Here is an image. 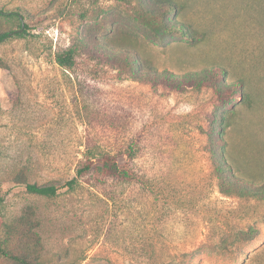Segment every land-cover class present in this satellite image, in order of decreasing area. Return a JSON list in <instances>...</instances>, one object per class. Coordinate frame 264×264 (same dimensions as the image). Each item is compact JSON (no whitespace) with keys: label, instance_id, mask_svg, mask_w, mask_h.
Wrapping results in <instances>:
<instances>
[{"label":"rangeland","instance_id":"obj_1","mask_svg":"<svg viewBox=\"0 0 264 264\" xmlns=\"http://www.w3.org/2000/svg\"><path fill=\"white\" fill-rule=\"evenodd\" d=\"M167 3L168 21L196 37L145 26L137 0H0L23 16L0 17L20 32L0 42V214L37 223L44 264H264V199L223 193L209 152L220 126L231 167L264 178V0ZM118 41L160 71L219 67L252 103L231 118L211 86L135 80L98 47ZM69 48L72 69L56 57ZM87 142L127 177L90 173L51 197L27 190L76 177Z\"/></svg>","mask_w":264,"mask_h":264},{"label":"trees","instance_id":"obj_2","mask_svg":"<svg viewBox=\"0 0 264 264\" xmlns=\"http://www.w3.org/2000/svg\"><path fill=\"white\" fill-rule=\"evenodd\" d=\"M139 5V12L141 14L138 19L145 25L153 28H160L163 26L165 31H176L183 34L186 38L195 36L193 30L186 31L184 23L176 21L177 24L172 25L168 20L177 12H167V2L171 0H137ZM19 13L15 11H4L0 9V17H7L9 20L17 18L21 20ZM23 21V20H21ZM167 21L170 26H166ZM158 22L160 25H158ZM20 34L19 30L0 28V42L10 37L11 34ZM128 43V44H123ZM130 42H115L101 45L98 43L105 54L111 60L118 63L125 71L134 75V79H144L146 81H154L155 83H169L174 84L179 88L182 85H191L197 88L211 86L217 93L218 98L222 104H227L232 108L233 116L237 115V104L251 105V96L247 92L245 85L242 81L226 83L223 81V73L221 68H206L203 71H190L186 74H178L170 70L160 71L154 69L147 61L141 58V55L136 51L135 46ZM101 45V46H99ZM76 52L74 49L69 48L66 51L58 52L56 57L58 63L67 68L72 69L75 64ZM236 106H235V103ZM234 103V104H233ZM222 115L217 116L216 121L223 122ZM221 127L215 126L214 133L211 135V146L209 152L212 156L214 172L219 178L220 189L225 194H236L241 196H259L264 199V178L262 181L257 182L251 180L248 182L244 180V175L241 174L242 170L237 167L235 170L231 167L228 161V153L223 149L220 142ZM84 159L80 162L76 169V177L65 183H49L37 184L26 182V188L33 194L43 196H55L61 189L74 188L79 179L84 178L92 173L98 179L108 177H127L128 170L122 168L116 155L109 150L103 149L100 145H92L86 143L84 151ZM6 226L5 235L2 236L1 229ZM37 223L33 222L29 215H21L13 224H5L0 214V256H5L10 259L11 264H44L39 257L40 236L35 228ZM253 231L248 230L243 234V240H249L253 237Z\"/></svg>","mask_w":264,"mask_h":264},{"label":"water","instance_id":"obj_3","mask_svg":"<svg viewBox=\"0 0 264 264\" xmlns=\"http://www.w3.org/2000/svg\"><path fill=\"white\" fill-rule=\"evenodd\" d=\"M21 20H23V16H21ZM23 26H24V22H23Z\"/></svg>","mask_w":264,"mask_h":264}]
</instances>
